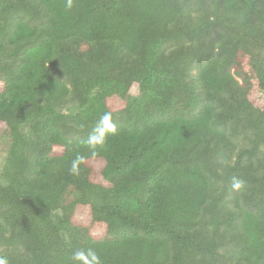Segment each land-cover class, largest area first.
Returning <instances> with one entry per match:
<instances>
[{"label":"trees","instance_id":"16d2710c","mask_svg":"<svg viewBox=\"0 0 264 264\" xmlns=\"http://www.w3.org/2000/svg\"><path fill=\"white\" fill-rule=\"evenodd\" d=\"M261 93L264 0H0V257L264 264Z\"/></svg>","mask_w":264,"mask_h":264},{"label":"clouds","instance_id":"9594fccd","mask_svg":"<svg viewBox=\"0 0 264 264\" xmlns=\"http://www.w3.org/2000/svg\"><path fill=\"white\" fill-rule=\"evenodd\" d=\"M69 7H71V2H69ZM111 119L110 114H105L102 117L103 121H108ZM110 127L114 128V125H110ZM94 142L100 143L102 142V138L94 137ZM83 161V157H77L75 161H73V170H76L77 164ZM242 186V181L234 180L233 187L239 189ZM73 261L81 262V264H101V260L95 249L88 248L86 250H77L73 253L72 256ZM0 264H8L7 259L0 257Z\"/></svg>","mask_w":264,"mask_h":264},{"label":"rangeland","instance_id":"374dc122","mask_svg":"<svg viewBox=\"0 0 264 264\" xmlns=\"http://www.w3.org/2000/svg\"><path fill=\"white\" fill-rule=\"evenodd\" d=\"M260 97L264 99V93H261ZM62 111L68 115H71L74 113L73 108H66V109H63ZM3 157H4V154L2 152H0V173H1V165H2V161H3ZM56 216H57V214L55 215V218H56Z\"/></svg>","mask_w":264,"mask_h":264}]
</instances>
